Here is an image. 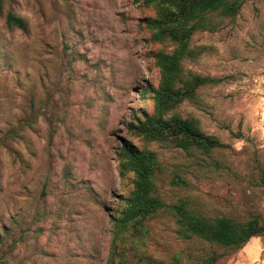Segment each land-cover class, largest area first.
Returning a JSON list of instances; mask_svg holds the SVG:
<instances>
[{
    "label": "rangeland",
    "instance_id": "374dc122",
    "mask_svg": "<svg viewBox=\"0 0 264 264\" xmlns=\"http://www.w3.org/2000/svg\"><path fill=\"white\" fill-rule=\"evenodd\" d=\"M5 11L25 29L6 30L0 15V264H106L109 215L130 188L116 172L125 137L155 152L164 202L264 219V0H243L232 21L194 33L200 53L181 62L221 78L172 110L225 144L208 153L144 143L126 129L152 109L151 54L171 48L138 26L153 14L142 0H2ZM172 173L185 185L170 184ZM147 227L138 253L157 264H192L205 246L179 238L165 212ZM220 264H264V238Z\"/></svg>",
    "mask_w": 264,
    "mask_h": 264
},
{
    "label": "trees",
    "instance_id": "16d2710c",
    "mask_svg": "<svg viewBox=\"0 0 264 264\" xmlns=\"http://www.w3.org/2000/svg\"><path fill=\"white\" fill-rule=\"evenodd\" d=\"M151 8V16L139 19V27L149 34V41L168 42L169 50L157 49L151 54L158 69L155 87H148L152 103L149 113L133 117L126 129L144 143L167 142L185 152H210L224 143L203 132L195 119L183 117L172 110L182 101H196L198 90L218 83L221 78L184 70L182 61L194 59L200 53L191 45L192 35L199 31H214L225 19L232 21L243 0H142ZM8 31L25 29L22 18L10 11L2 12ZM116 172L120 180L129 179L130 188L119 198V207L109 215L110 238L106 264H157L148 255L138 253L147 238V221L158 212L173 218L175 234L184 240L204 243L192 264L224 263L251 237L264 238V219L249 214L243 220L224 215L206 216L179 198L163 201L157 190V174L162 165L154 151L139 148L127 137L120 138L115 150ZM172 185H185L177 173H172ZM137 251L129 258L128 251ZM132 260H134L132 262Z\"/></svg>",
    "mask_w": 264,
    "mask_h": 264
}]
</instances>
